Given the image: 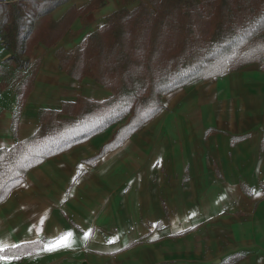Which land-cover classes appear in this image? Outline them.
<instances>
[{"label": "crops", "instance_id": "crops-1", "mask_svg": "<svg viewBox=\"0 0 264 264\" xmlns=\"http://www.w3.org/2000/svg\"><path fill=\"white\" fill-rule=\"evenodd\" d=\"M102 9L60 47L104 24ZM56 50L39 44L29 57L38 73L16 134V94L0 91V148L33 135L41 109L111 96L63 71ZM188 86L118 148L96 156L109 127L30 169L0 203L1 264H264V71Z\"/></svg>", "mask_w": 264, "mask_h": 264}, {"label": "trees", "instance_id": "trees-1", "mask_svg": "<svg viewBox=\"0 0 264 264\" xmlns=\"http://www.w3.org/2000/svg\"><path fill=\"white\" fill-rule=\"evenodd\" d=\"M70 1L0 0L6 59H17L25 71L15 92V134L38 73V68L27 73L35 47L56 46L77 19L86 25L88 15L106 4L85 0L55 18L53 12ZM56 54L71 77H91L112 94L106 99L79 95L59 110L41 109L33 135L0 148V203L30 169L109 127L112 135L96 156L123 145L166 108L163 98L171 92L251 64L264 71V0H122L104 24ZM5 88L0 81V90Z\"/></svg>", "mask_w": 264, "mask_h": 264}, {"label": "rangeland", "instance_id": "rangeland-1", "mask_svg": "<svg viewBox=\"0 0 264 264\" xmlns=\"http://www.w3.org/2000/svg\"><path fill=\"white\" fill-rule=\"evenodd\" d=\"M81 1H85V0H81ZM70 3L71 4H69L70 6L72 5V0L70 1ZM106 4H104L101 8H103L102 10H100V12L99 13H101L102 15L103 14H106L107 12H112V10L114 11V10H116V9H118V6H119V8H121L122 7V0H106V2H105ZM137 4V2H134V3H132L131 5H130V7H133V6H135ZM69 6V7H70ZM100 9V8H99ZM98 10V9H97ZM110 12V13H111ZM54 14V13H53ZM58 13H56L55 15H57ZM98 16V15H97ZM97 16H91L92 17V19H93V22H95L97 19ZM95 18V19H94ZM106 18V17H105ZM81 20V19H80ZM99 20V19H98ZM97 20V21H98ZM96 21V23L98 24L99 22H97ZM88 20H87V24L86 25H84V23L81 21V24L83 25V27L82 28H85L87 25H88ZM94 24L93 23V26H96L97 24ZM105 23V22H104ZM74 25H75V22L73 23ZM73 26V25H72ZM76 26H78V24H76ZM98 27V26H97ZM100 27V26H99ZM97 29V28H96ZM81 28L79 29V30H70L71 31V33L69 34V32H68V34H66V36L62 39V41H59L58 43H57V45L56 46H54V47H51V48H55V49H58L60 46H61V44L60 43H62V42H65V44L66 45H68V46H70V44H72L73 43V38H75V36L77 35V34H79L80 32H81ZM87 31H88V29H86ZM85 30V31H86ZM84 31V32H85ZM86 31V32H87ZM79 32V33H78ZM69 50V49H68ZM9 56V51L5 48V44H4V41H3V39L2 38H0V81H2L3 83H4V85L6 86V88H7V90H8V94H7V99H8V96L10 95V97H11V95L13 96V95H15V92H16V88H17V86H18V83H19V80L21 79V76H22V74H24L25 73V71L24 70H21L19 67H18V60L17 59H6L7 57ZM35 68V67H34ZM28 72H29V70H28ZM94 80V79H93ZM207 80H210V79H207ZM207 80H203V81H207ZM79 81V80H78ZM209 82V81H208ZM186 87V86H185ZM187 87H189V86H187ZM181 88H183V87H181ZM181 88H179V89H181ZM110 89V88H109ZM179 89H177V90H179ZM111 90V89H110ZM176 90V91H177ZM1 91V90H0ZM112 92V91H111ZM173 92H175V91H173ZM173 92H171V93H173ZM170 93V94H171ZM169 95V94H168ZM168 95H166L164 98H163V100H165V98H167V97H169ZM3 97H5V96H3ZM165 103V102H164ZM166 105V104H165ZM165 109H167V106H166V108ZM164 110V109H163ZM162 110V111H163ZM154 119V118H153ZM211 130H213V129H211ZM207 134H208V132H207Z\"/></svg>", "mask_w": 264, "mask_h": 264}, {"label": "built area", "instance_id": "built-area-1", "mask_svg": "<svg viewBox=\"0 0 264 264\" xmlns=\"http://www.w3.org/2000/svg\"><path fill=\"white\" fill-rule=\"evenodd\" d=\"M0 264H1V260H0Z\"/></svg>", "mask_w": 264, "mask_h": 264}]
</instances>
